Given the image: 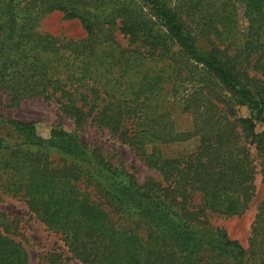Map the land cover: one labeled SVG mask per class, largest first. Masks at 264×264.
I'll return each mask as SVG.
<instances>
[{
	"label": "trees",
	"instance_id": "trees-1",
	"mask_svg": "<svg viewBox=\"0 0 264 264\" xmlns=\"http://www.w3.org/2000/svg\"><path fill=\"white\" fill-rule=\"evenodd\" d=\"M57 11L87 36L43 32ZM1 91L11 106L54 100L76 125L43 137L0 115V191L22 198L80 263L264 264V199L248 250L204 220L243 215L256 196L264 0H0ZM176 113L190 115V129ZM87 124L129 145L162 181L140 184L88 147L78 133ZM193 137L195 151L168 153ZM29 260L0 229V264Z\"/></svg>",
	"mask_w": 264,
	"mask_h": 264
},
{
	"label": "rangeland",
	"instance_id": "rangeland-1",
	"mask_svg": "<svg viewBox=\"0 0 264 264\" xmlns=\"http://www.w3.org/2000/svg\"><path fill=\"white\" fill-rule=\"evenodd\" d=\"M242 13L243 10L241 9L240 17H242ZM241 25L242 27L245 25L243 20H241ZM40 29L43 32L59 37L83 39L87 36L78 19L65 20L63 19V14L58 11L45 16L40 23ZM115 37L123 46L129 44L128 37L117 27L115 29ZM241 114L248 115V110L243 107ZM0 115L8 119L34 123L38 133L43 137H47L51 128L58 125L67 130L76 129L73 119L63 115L54 100L33 98L23 100L18 106H11L7 94L1 91ZM175 120L180 129L188 130L191 128L190 115L176 113ZM259 128L262 129L263 126H259ZM78 133L88 147H99L108 161L134 174L140 184L151 179L162 181V176L157 170L149 168L129 145L111 136L105 129H99L87 124L79 129ZM198 144L199 138L193 137L171 145L168 153H190L196 150ZM252 154L255 157L257 167L255 180L256 196L246 213L240 216H226L207 212L206 217H204L208 226L216 230L225 231L232 240L239 242L245 250L249 249V239L257 208L264 199V162L255 156L256 152L254 149H252ZM167 199L170 201L169 197ZM199 203L200 197L196 194L192 201L187 203L188 206L186 205V207H196ZM0 229L17 242H20L27 250L30 259L29 264H57L59 262L62 264H82L72 257L63 238L48 229L34 213L29 211L22 198L1 191Z\"/></svg>",
	"mask_w": 264,
	"mask_h": 264
}]
</instances>
